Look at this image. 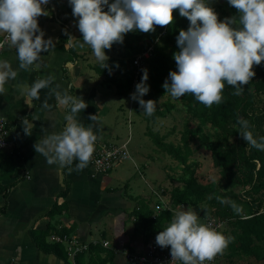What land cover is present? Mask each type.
I'll return each mask as SVG.
<instances>
[{
    "label": "clouds",
    "instance_id": "9594fccd",
    "mask_svg": "<svg viewBox=\"0 0 264 264\" xmlns=\"http://www.w3.org/2000/svg\"><path fill=\"white\" fill-rule=\"evenodd\" d=\"M49 0H0V32L6 33L3 43L14 47L17 52L18 68L7 61H0V94L6 92L5 85L15 80L19 70H37L41 53L47 52L52 39H44L38 17L49 13L42 5ZM72 15L78 21L82 34L78 47L86 45L92 49L102 69L111 67L105 49L113 44H123L124 36L133 31L152 33L156 26L165 27L173 23V11L189 21L187 30L181 29L176 37L179 51L173 54L176 70L170 71L162 87L173 99L191 93L205 107L223 101L225 81L234 88L233 95L239 96L256 73L253 65L264 61V0H228L237 10V15L218 20V15L208 0H68ZM105 8L107 9L105 11ZM118 68V63L116 64ZM141 81L135 85L131 99L138 101L143 113L151 117L157 108L154 100L145 101L150 90L147 84L148 70L142 69ZM52 77L37 79L30 87H21L26 104L32 107L39 100L42 89L48 88ZM19 87V86H18ZM57 100L68 106V122L59 134L45 136L33 147L36 153L46 158L49 165L59 164L69 171L86 168L95 150L97 136L93 126L87 128L77 120V115L88 107L82 97H73L67 92H56ZM43 108H48L47 100ZM95 121L96 115H89ZM239 135L246 145L264 151V137L258 141L250 130L248 120L238 119ZM25 135L32 134L27 120L22 121ZM76 161L75 169L72 165ZM211 227L198 223L197 214L191 210L175 213L169 225L156 236V244L170 247L172 261L182 264H204L222 253L232 241Z\"/></svg>",
    "mask_w": 264,
    "mask_h": 264
},
{
    "label": "crops",
    "instance_id": "0c3cea01",
    "mask_svg": "<svg viewBox=\"0 0 264 264\" xmlns=\"http://www.w3.org/2000/svg\"><path fill=\"white\" fill-rule=\"evenodd\" d=\"M42 8L49 14L38 17V24L45 34L44 39L51 38L52 45L41 53L39 69L19 70L16 79L6 83V92L0 94V115L7 121L9 142L6 150L0 152V207H4L0 212V264H73L71 258L66 257L63 262L53 254L43 253L31 241L30 229L44 231L48 227L51 230L63 228L68 235L87 244L102 246L105 242L106 246L102 247L115 251L113 264H116L115 259L118 262L121 259L120 248L143 251L152 241L144 236V229L131 216L132 209L145 199H151L153 204L150 187L142 194L134 192L139 189V183L132 179L134 173L130 174L127 159L103 175L94 173L90 162L82 171L70 172L68 167L49 165L43 155L35 152L36 142L61 133L68 123L65 117L70 108L57 100V91L61 94L69 91V95L82 97L88 104L77 115V120L85 128L93 126L97 136L95 150L102 143L121 142L118 112L123 110L117 103V97L121 96L116 94L113 83L102 82L103 76L92 68L98 61L88 59L91 50L87 45L80 48L77 44L74 58H68L70 43L74 39L82 40L68 0H49ZM3 34L0 32V38ZM59 38L65 40L58 41ZM0 61H7L17 69L16 49L5 44L0 49ZM49 76L53 78L51 85L42 89L40 99L33 100L29 107L21 87H30L37 79ZM45 100L49 105L46 109L42 107ZM130 113L128 107V129ZM90 114L96 115L95 121L89 120ZM23 120L31 126L30 136L23 132ZM139 156L138 149L129 154L135 173L139 168L134 159ZM75 164L76 161L73 169ZM137 175L141 176V172ZM143 183L146 185L147 181L144 179ZM65 186V194L58 196ZM54 203L62 209L49 216L46 212ZM51 233L44 237L48 243L47 236Z\"/></svg>",
    "mask_w": 264,
    "mask_h": 264
},
{
    "label": "trees",
    "instance_id": "16d2710c",
    "mask_svg": "<svg viewBox=\"0 0 264 264\" xmlns=\"http://www.w3.org/2000/svg\"><path fill=\"white\" fill-rule=\"evenodd\" d=\"M231 7V6H230ZM107 9L105 8V11ZM217 13V12H216ZM218 20H224L226 16L219 13ZM237 15V10L231 7V16ZM173 23L169 26L160 27L152 33H142L139 31L129 32L124 36L123 44L116 43L121 47L117 58L109 57L108 64L113 73L109 74L108 69H102L100 62L95 63L92 68L96 73L102 75V82H112L116 94L125 96L130 91L132 65L130 56L138 53L153 43V53L149 60V92L145 95V101L153 100L155 95L164 94L166 91L162 87L170 71L176 70V62L173 54L179 51L176 37L181 29L187 30L189 21L180 17L178 10L173 11ZM38 19V18H37ZM142 39V41H141ZM65 38H59L63 41ZM79 41L73 40L68 47V58L75 56V46ZM118 63L119 67H116ZM256 75L245 85L241 95H233L234 88L228 86L225 81V88L222 91L223 101L214 104L211 108L199 103L191 93H186L183 97L195 102L192 109L198 108V116L206 122L213 131L209 142V155L211 163L218 168L221 184L212 187L199 183L194 173V164L187 163L186 158L190 154L187 147L184 151L180 147L162 143L154 139L160 149L174 157L180 164L185 166L187 174L179 188L172 189L175 203L196 204L203 201L209 195L207 211L212 216L224 220L230 225L227 235L233 239L228 244L229 254H243L261 260L264 264V208H261L264 199V151L246 145L239 135L240 125L238 119L248 120L250 130L259 141L264 137V61L260 65H253ZM64 74V69H62ZM142 76L140 77V79ZM68 94L69 91H68ZM206 140V138H204ZM234 186L241 187V192L233 191ZM66 186L58 193L63 196ZM164 194V188L162 189ZM2 198L5 199V192L2 191ZM151 201V199H149ZM152 203V201H151ZM149 201L140 203L132 209L131 216L139 222L144 229L145 237H152L151 242H156L157 234L165 229L171 222V211L164 209L160 211L154 219L150 218L152 206ZM149 204V205H148ZM61 206L53 204L46 212L51 216L59 212ZM4 207H0V212ZM67 234L63 228L44 231L30 229L28 231L31 241L43 253H50L65 262L66 254L62 245L58 243H48L44 240L47 233ZM219 233H222L220 230ZM223 234V233H222ZM49 235V234H48ZM86 257L84 258V254ZM115 251L104 248L101 245L90 243L86 251L77 253L73 257V264H113Z\"/></svg>",
    "mask_w": 264,
    "mask_h": 264
},
{
    "label": "rangeland",
    "instance_id": "374dc122",
    "mask_svg": "<svg viewBox=\"0 0 264 264\" xmlns=\"http://www.w3.org/2000/svg\"><path fill=\"white\" fill-rule=\"evenodd\" d=\"M208 2L210 6L213 7L214 11L221 16L225 15L226 17H231V7L228 4V0H208ZM76 40L82 42L80 38ZM154 42L151 43V54L140 64L141 70L137 77V83L141 81L140 77L143 75L142 69L146 68L149 71L148 63L154 51L153 48L157 44L156 42L154 45ZM89 49L91 50V56H89L88 59L90 61L96 60L92 49L90 47ZM120 51L121 47L117 44H113L110 50L105 49V54L108 57L117 58ZM132 57L133 55L130 56V60H132ZM133 71L134 69L132 66V72ZM132 78L131 75V79ZM133 92H135V85L130 88L126 96L117 97V103L120 104L123 109L118 112L120 122L118 131L121 136V141L126 139L129 130V154L133 153L135 149H138L141 155L139 158L134 159L135 165L139 168H137L138 172H141V176L139 175L141 178L137 175L138 172L135 173V168H133L130 159L128 158L125 161V163H129L130 174L134 173L132 179L139 183V189H134V192H140L142 194L145 193L149 187L153 188L156 185H160L164 188L166 204L173 210L171 217H174L175 213L180 210L188 209L193 210L197 214L198 221L202 217L212 216L206 210L207 207H209V195H206L203 201L196 204L175 203L174 196L171 194L172 189L179 188L182 185L187 170L185 166L180 164L174 157L160 149L154 140L156 138L162 143L180 147L182 151H184V146L187 147L190 154L186 158V164L190 163L195 165L194 173L197 181L202 184L207 183V185L211 187L215 184L220 185L218 168L212 165L209 155V142L211 141L213 131L210 126L206 122H203L197 115L198 108L192 109L195 102L193 100L189 101L185 97L173 99L166 92L161 95H155L153 100L157 102V108L155 113L149 117L143 113L138 101L131 99V94ZM144 97L142 98L145 100ZM128 107L131 109V113L129 114L131 120L129 129L126 120ZM204 138H206V140ZM144 179L147 181L146 185L143 183ZM233 191L241 192L242 189L239 186H234ZM145 201L146 203L148 201L149 204L151 203L149 199H145ZM261 203V208H264V199ZM230 227V225L225 224L222 228V233L226 237L230 231ZM150 238L152 240V237ZM215 257L220 260L222 264H261V260L254 259V257L251 256L243 254L230 255L227 247L222 253L217 254ZM115 261L116 264H125L122 258L119 259V262L117 259H115Z\"/></svg>",
    "mask_w": 264,
    "mask_h": 264
},
{
    "label": "built area",
    "instance_id": "2783aa9c",
    "mask_svg": "<svg viewBox=\"0 0 264 264\" xmlns=\"http://www.w3.org/2000/svg\"><path fill=\"white\" fill-rule=\"evenodd\" d=\"M6 33L0 38V43H3ZM1 49V48H0ZM152 51V44L146 46L144 49L134 54L131 60L134 71L132 72L131 88L137 84V77L140 74V64L146 60ZM129 131L125 140L118 143H102L93 152L90 160L91 169L97 174H107L118 163L129 158L128 151ZM9 146L8 142V128L6 119L0 115V152L6 150ZM162 186H155L150 188V195L154 199L152 206L151 219L160 211L167 209L171 212L173 210L166 204L164 194L162 193ZM198 223L207 225L217 232H220L224 226V220L216 216L202 217ZM50 243H58L63 246V250L68 258L73 257L87 249L88 244L81 241L77 237L68 234L51 233L47 236ZM106 246L105 242L101 243ZM121 258L125 264H182L181 261L174 260L170 255V247L161 248L156 242H150L143 251H134L127 248H120L118 250ZM204 264H222L216 257L211 261H205Z\"/></svg>",
    "mask_w": 264,
    "mask_h": 264
}]
</instances>
